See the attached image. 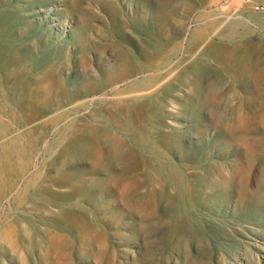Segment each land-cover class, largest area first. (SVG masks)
<instances>
[{
	"label": "rangeland",
	"instance_id": "obj_1",
	"mask_svg": "<svg viewBox=\"0 0 264 264\" xmlns=\"http://www.w3.org/2000/svg\"><path fill=\"white\" fill-rule=\"evenodd\" d=\"M0 89V264H264V11L0 0Z\"/></svg>",
	"mask_w": 264,
	"mask_h": 264
},
{
	"label": "bare ground",
	"instance_id": "obj_2",
	"mask_svg": "<svg viewBox=\"0 0 264 264\" xmlns=\"http://www.w3.org/2000/svg\"><path fill=\"white\" fill-rule=\"evenodd\" d=\"M2 16V15H1ZM92 54V53H91ZM20 58V57H19ZM161 58V57H160ZM159 58V59H160ZM21 67V66H20ZM101 67V66H100ZM174 71V70H173ZM10 72H12L11 70H10ZM170 75V74H169ZM120 83V82H119ZM57 86V85H56ZM151 87V86H150ZM46 87H45V85H44V83H42V82H38V85H37V88H36V90H38V91H43L44 89H45ZM15 89V88H14ZM1 90V89H0ZM121 90V89H120ZM149 90V89H148ZM152 91V90H151ZM2 92H3V90H2ZM54 92H55V89H54ZM137 92V91H136ZM14 93V92H13ZM138 94V93H137ZM53 95H56V94H53ZM57 97V96H56ZM122 97V96H121ZM126 97V96H125ZM140 98V97H139ZM57 99V98H56ZM105 99V98H104ZM110 99V98H109ZM112 99V98H111ZM136 99V98H135ZM12 100V99H11ZM141 101V100H140ZM42 102V101H41ZM6 103V102H5ZM55 103H56V101H55ZM7 104V103H6ZM10 106H11V104H10ZM39 106V105H38ZM54 106H57V105H54ZM12 107V106H11ZM14 107V106H13ZM61 107V106H60ZM15 108V107H14ZM40 108V107H39ZM84 108V107H83ZM80 109V108H79ZM14 110V109H13ZM18 110V109H17ZM81 111V110H80ZM16 112H18V111H16ZM44 112V111H43ZM54 115V114H53ZM43 117V116H42ZM52 118V117H51ZM143 118V117H142ZM99 119H101V118H99ZM38 120V119H37ZM54 120H55V118H54ZM25 122V121H24ZM34 122V121H33ZM32 123V122H31ZM27 124V123H26ZM30 124V123H29ZM18 125V124H17ZM93 125V124H92ZM91 125V126H92ZM41 126V125H40ZM27 129H29V128H27ZM69 130V129H68ZM12 131V130H11ZM142 131V130H141ZM80 132L81 133H84V134H86L87 136H88V140L90 141V143L93 145V147L95 148V149H97V152H98V154H100V155H102V153L104 152V146H106V143H107V135H103V134H100V133H98V132H96L94 129H92V128H90V127H87V128H81V130H80ZM171 136H170V138L171 139H178L179 138V136H178V134H177V131L175 130V129H173L170 133H169ZM32 136V135H31ZM9 140V139H8ZM168 140H170L169 138L168 139H166V142L168 141ZM2 145H3V143H2ZM162 146V145H161ZM166 149V148H165ZM5 150V149H4ZM82 150V149H81ZM129 152H131V151H129ZM80 153V152H79ZM132 153V152H131ZM130 153V154H131ZM128 154V153H127ZM3 156V155H2ZM5 158H7V157H5ZM75 158V157H74ZM8 159V158H7ZM78 159H79V157H78ZM151 165V164H150ZM84 166V165H83ZM151 167V166H150ZM1 171V170H0ZM166 173V172H165ZM190 173V172H189ZM43 175V174H42ZM167 176V175H166ZM150 179L148 180L149 182L148 183H151V184H154V188L153 189H149L150 191H148V193H151V194H153V195H167L166 196V201H168V203L170 204L172 201H173V199H174V197H175V195H172L171 193H172V191H171V193L170 192H168V190H167V187H166V184H165V182L163 181V180H161V179H159L158 177H154L153 175H151L150 177H149ZM3 181V180H2ZM80 181V180H79ZM1 182V181H0ZM4 182V181H3ZM47 182V181H46ZM2 183V182H1ZM48 184V183H47ZM171 184V183H170ZM50 185V184H49ZM168 186H170V185H168ZM39 189V188H38ZM144 189V188H143ZM142 189V190H143ZM138 203V202H137ZM149 203V202H148ZM150 207V206H149ZM177 218V217H176ZM180 219H179V221L181 222V224H182V222H184V219H183V217H179ZM148 223V222H147ZM65 224V223H64ZM151 225V224H150ZM188 225V224H187ZM178 226V225H177ZM177 228V227H176ZM50 229V228H49ZM100 230V229H99ZM47 231V230H46ZM49 231V230H48ZM52 231V230H51ZM51 231H49V232H51ZM59 231V230H58ZM178 231V230H177ZM186 231H187V229H186ZM43 232V231H42ZM45 232V231H44ZM92 232V231H91ZM91 232H89V233H91ZM183 232V231H182ZM46 233V232H45ZM52 233H54V232H52ZM58 233V232H57ZM62 233H63V231H62ZM183 233H181V234H178V237L180 238V240H182L183 239V237L185 236V235H182ZM62 235V234H61ZM42 237V236H41ZM84 237V236H83ZM50 238V237H49ZM48 238V239H49ZM61 238V236H52L49 240V245H48V247H47V251H46V255H48V253H51V251L52 252H54V250L55 249H57V248H55V246L57 245V244H60L61 243V241L59 240ZM64 238V237H63ZM68 238V237H67ZM76 238V237H75ZM43 239V238H42ZM40 240H41V238H40ZM62 240V239H61ZM66 240V239H65ZM69 240V239H68ZM94 240V239H93ZM42 241V240H41ZM45 241H47V240H45ZM70 241V240H69ZM95 242V241H94ZM105 242V241H104ZM47 243V242H46ZM47 243V244H48ZM67 243V242H66ZM90 243V242H89ZM95 243H97V241L95 242ZM94 243V244H95ZM47 244H45V245H47ZM99 244V243H98ZM66 245V244H65ZM81 245H83V244H81ZM80 245V246H81ZM112 250V249H111ZM57 252V251H56ZM63 252H64V249H63ZM55 253V252H54ZM93 253V252H92ZM42 255H43V252L41 253ZM60 254V253H59ZM97 255V254H96ZM45 256V255H44ZM43 256V257H44ZM52 256V255H51ZM58 256V255H57ZM98 256H100V255H98ZM101 256H102V254H101ZM56 258V257H55ZM54 258V259H55ZM96 258V257H95ZM44 259H45V257H44ZM51 259V258H50ZM50 259L48 260V261H50ZM52 261H54V260H52ZM135 261V260H134ZM54 264V263H53ZM61 264V263H60Z\"/></svg>",
	"mask_w": 264,
	"mask_h": 264
},
{
	"label": "built area",
	"instance_id": "obj_3",
	"mask_svg": "<svg viewBox=\"0 0 264 264\" xmlns=\"http://www.w3.org/2000/svg\"><path fill=\"white\" fill-rule=\"evenodd\" d=\"M247 4H250L253 10L256 11H263L264 10V3L262 2H254L253 0H243Z\"/></svg>",
	"mask_w": 264,
	"mask_h": 264
},
{
	"label": "crops",
	"instance_id": "obj_4",
	"mask_svg": "<svg viewBox=\"0 0 264 264\" xmlns=\"http://www.w3.org/2000/svg\"><path fill=\"white\" fill-rule=\"evenodd\" d=\"M256 11V10H255ZM264 11V10H263Z\"/></svg>",
	"mask_w": 264,
	"mask_h": 264
}]
</instances>
